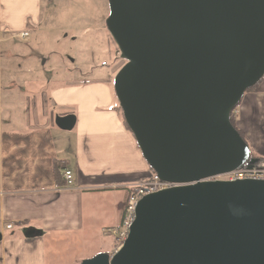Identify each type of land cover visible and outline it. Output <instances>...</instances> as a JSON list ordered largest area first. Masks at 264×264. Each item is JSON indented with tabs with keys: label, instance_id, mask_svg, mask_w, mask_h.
<instances>
[{
	"label": "water",
	"instance_id": "1",
	"mask_svg": "<svg viewBox=\"0 0 264 264\" xmlns=\"http://www.w3.org/2000/svg\"><path fill=\"white\" fill-rule=\"evenodd\" d=\"M108 2L124 122L174 185L139 199L119 249L78 264H264V180L211 179L254 162L230 115L264 75V0Z\"/></svg>",
	"mask_w": 264,
	"mask_h": 264
},
{
	"label": "crops",
	"instance_id": "2",
	"mask_svg": "<svg viewBox=\"0 0 264 264\" xmlns=\"http://www.w3.org/2000/svg\"><path fill=\"white\" fill-rule=\"evenodd\" d=\"M42 3L0 0V264H75L86 246L91 256L113 253L115 242L106 248L107 240L128 186L153 175L118 110L111 85L117 68L105 77L22 70L33 56L13 40H28ZM232 114L264 163V75ZM67 115L75 118L72 136H59L55 118ZM65 169L73 174L70 186ZM17 219L26 224L3 228Z\"/></svg>",
	"mask_w": 264,
	"mask_h": 264
},
{
	"label": "rangeland",
	"instance_id": "3",
	"mask_svg": "<svg viewBox=\"0 0 264 264\" xmlns=\"http://www.w3.org/2000/svg\"><path fill=\"white\" fill-rule=\"evenodd\" d=\"M40 7L35 29L32 28L28 40L19 37L13 40L19 50H26L33 56V59L25 60L22 70L27 65L33 67V72L39 70L45 77H50L68 68L71 71L65 69L63 76L79 72L83 76L98 73L105 77L126 62L106 25L108 0H43ZM75 66L78 67L75 69ZM53 130L59 136H72L70 130L57 126ZM260 165L264 166V163ZM113 242L112 234L108 236L106 248ZM93 256L91 252L88 254L86 246V254H82L79 262Z\"/></svg>",
	"mask_w": 264,
	"mask_h": 264
},
{
	"label": "built area",
	"instance_id": "4",
	"mask_svg": "<svg viewBox=\"0 0 264 264\" xmlns=\"http://www.w3.org/2000/svg\"><path fill=\"white\" fill-rule=\"evenodd\" d=\"M27 32H20V37H26ZM62 177L64 178L67 186H70L73 181V174L70 170L65 169L63 171ZM211 179H221V180H237V179H259L264 180V166L260 163L244 164L243 166L229 171L225 174L216 176ZM173 183L165 182L160 180L154 173L148 181L134 183L128 186L129 192L127 200L124 206L123 214L120 223L111 229V233L114 236V251L119 249L125 239L128 236L130 226L135 218V208L139 199L147 194H151L163 189H167L173 186ZM26 224L24 219H18L11 222H5L4 229H12L16 225Z\"/></svg>",
	"mask_w": 264,
	"mask_h": 264
},
{
	"label": "trees",
	"instance_id": "5",
	"mask_svg": "<svg viewBox=\"0 0 264 264\" xmlns=\"http://www.w3.org/2000/svg\"><path fill=\"white\" fill-rule=\"evenodd\" d=\"M260 81V80H259ZM259 81L256 83V84H254L253 86H251L250 88H248L246 91H250V90H255V88L257 87V85H258V83H259ZM118 110H121L120 109V107H118ZM230 121H231V123H232V125L235 127V125H234V117H233V114L231 113V115H230ZM125 123V122H124ZM127 126V125H126ZM236 128V127H235ZM129 129V128H128ZM237 129V128H236ZM238 131V130H237ZM239 133H240V135L242 136V138L245 140V138H244V136L242 135V133L240 132V131H238ZM250 159H252V160H254V162H252V163H261V159L259 158V157H257V156H254V154L252 153V152H250ZM248 164H251V163H248ZM55 167H56V169L58 168H62L63 169V167L62 166H60V164H56L55 165ZM153 172V171H152ZM154 173V172H153ZM57 176V175H56Z\"/></svg>",
	"mask_w": 264,
	"mask_h": 264
}]
</instances>
